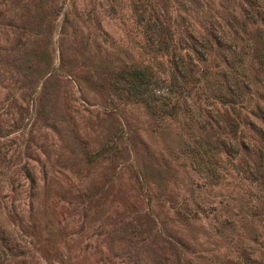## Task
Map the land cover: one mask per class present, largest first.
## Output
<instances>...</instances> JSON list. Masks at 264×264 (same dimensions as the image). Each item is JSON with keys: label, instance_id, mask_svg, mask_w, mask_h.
<instances>
[{"label": "rangeland", "instance_id": "374dc122", "mask_svg": "<svg viewBox=\"0 0 264 264\" xmlns=\"http://www.w3.org/2000/svg\"><path fill=\"white\" fill-rule=\"evenodd\" d=\"M139 1L176 36L232 24L250 106L264 105V33L243 0H0V264H264L263 194L201 122L226 108L218 86L175 120L109 86L110 72L155 55ZM221 64L213 52L207 82Z\"/></svg>", "mask_w": 264, "mask_h": 264}, {"label": "trees", "instance_id": "16d2710c", "mask_svg": "<svg viewBox=\"0 0 264 264\" xmlns=\"http://www.w3.org/2000/svg\"><path fill=\"white\" fill-rule=\"evenodd\" d=\"M243 1L246 4L243 9L245 19L254 25L260 24L258 33H264V0ZM146 7V1H139L135 14L141 22L145 21L146 52L155 55L146 63L131 62L110 72L109 86L113 92L124 94L134 103L144 104L155 119L175 120L180 111L192 112L196 109V101L191 98L193 94L196 96L194 92L202 90L205 83L217 85L219 91L214 95V100L226 108L224 112H217L216 116L204 117L201 122L207 129H215L211 134L222 131L223 137L218 144L224 148L223 153L242 161L245 167L239 170V174L248 184L262 192L261 199L264 201V105L256 102L250 106L255 86L244 68L242 50L238 48L242 33L230 24L223 27L228 30L226 32L206 30L204 35L193 28L184 36H176L158 15L154 19L146 18ZM262 49L255 52L253 57L255 80L260 81L261 85L264 83V47ZM213 52L224 67L214 74L223 81L214 77L212 84L206 80L211 75L208 58ZM163 58L168 65V78H163L165 71L159 70L163 67ZM182 96L184 99L180 103L179 97ZM260 97L263 98V95ZM244 127L255 134L258 143H250L244 138ZM210 146L214 148L216 145L212 143ZM205 169L208 174L215 176L212 163ZM26 178L34 187L33 175L27 172ZM251 196L259 199L255 195Z\"/></svg>", "mask_w": 264, "mask_h": 264}]
</instances>
